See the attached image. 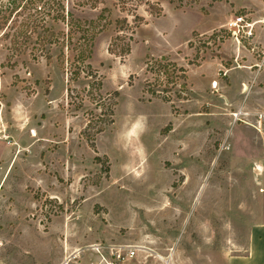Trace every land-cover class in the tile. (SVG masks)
Masks as SVG:
<instances>
[{
  "label": "rangeland",
  "instance_id": "rangeland-1",
  "mask_svg": "<svg viewBox=\"0 0 264 264\" xmlns=\"http://www.w3.org/2000/svg\"><path fill=\"white\" fill-rule=\"evenodd\" d=\"M156 1L162 15L138 9L146 22L123 58L108 53L113 25L77 63L48 39L15 54L0 31V264H99L92 245H140L143 255L173 252L175 264H223L244 253L254 220L262 223V144L232 114L247 103L264 109V78L247 97L250 85L232 89L216 65L224 42L238 39L250 51L260 0L183 8ZM18 2L29 5L0 0V8ZM74 14L92 20L97 11ZM162 57L186 70L185 91L181 81L146 71ZM261 240L248 264H264Z\"/></svg>",
  "mask_w": 264,
  "mask_h": 264
},
{
  "label": "trees",
  "instance_id": "trees-1",
  "mask_svg": "<svg viewBox=\"0 0 264 264\" xmlns=\"http://www.w3.org/2000/svg\"><path fill=\"white\" fill-rule=\"evenodd\" d=\"M27 1L29 5L18 2L11 9L2 10L0 8L1 38L8 41L10 49L15 54L24 53L26 44L31 40L43 44L48 39L54 46L65 47L72 53L71 63L85 62L91 54L96 35L111 25L114 28V35L109 42L108 53L114 57L127 56L131 50L130 44L135 30L146 22L139 15L138 9L144 7L145 12L152 17L162 15V7L156 0H68L70 9L66 7V0ZM163 1L174 5L175 8H183L195 5L201 0ZM81 10H96L97 15L92 20L75 16L74 12ZM48 21L52 25L63 24L65 31L54 32L47 25ZM45 59L47 61L49 57L45 55ZM57 59L60 63L64 62L62 50ZM146 66L147 72L154 71L158 75V81L161 79L181 81L182 89L186 90V70L184 68L175 63H169L164 57L153 59ZM146 92L151 96L158 95L150 88L146 89ZM178 98L181 96L179 95ZM163 100L170 101L167 98Z\"/></svg>",
  "mask_w": 264,
  "mask_h": 264
},
{
  "label": "crops",
  "instance_id": "crops-1",
  "mask_svg": "<svg viewBox=\"0 0 264 264\" xmlns=\"http://www.w3.org/2000/svg\"><path fill=\"white\" fill-rule=\"evenodd\" d=\"M257 19L258 26L257 29H255L254 33L251 34V37L247 40V45L252 47L249 50L246 49V47L240 45L241 42L238 41V39H235L232 41V44L230 46V42H224L221 44V48L219 49L218 53L220 56V59H217L216 57V65L217 67L221 66L225 71L226 75L228 76V80L230 79L229 83L232 89L239 90L240 86L242 88L250 85V90L247 92V97L252 96L254 93H256V89H254V84H259L260 80L264 78V66L260 68L261 62H262V53L264 52V0H260V13L255 18ZM257 50L259 52V55L254 57L252 55V52L254 50ZM224 60H232L230 64H228V68H224L222 66V61ZM258 67V70H255L254 72H250L251 68ZM250 68V69H249ZM249 70V72L245 70ZM225 75V76H226ZM235 82L236 84H233L232 82ZM250 83V84H249ZM235 86V87H234ZM254 89V90H252ZM243 89H241V94H243ZM248 108H242L243 111L252 114L258 109L250 110V103L246 104ZM252 120V118H249ZM258 194H260V189L258 190ZM261 196L263 197L264 202V191H262ZM258 204H257V215H260V210H258ZM260 209V208H259ZM255 229L256 231L254 232ZM264 219L262 223L258 222V224L254 222L248 229L247 233V241H246V247L243 254L238 255H232L226 257L223 262V264H248L247 262L250 260H253L255 258L254 252L259 255V248L258 245L261 243V239H264ZM263 242V241H262ZM262 244V243H261ZM264 252V251H262ZM143 255V254H142ZM170 262L169 264H175V255L173 252H170ZM261 256V254H260ZM154 260L153 255L150 253L138 256V258L132 263V264H142V262L147 263ZM179 262H177L178 264ZM131 264V263H130Z\"/></svg>",
  "mask_w": 264,
  "mask_h": 264
},
{
  "label": "built area",
  "instance_id": "built-area-1",
  "mask_svg": "<svg viewBox=\"0 0 264 264\" xmlns=\"http://www.w3.org/2000/svg\"><path fill=\"white\" fill-rule=\"evenodd\" d=\"M242 22L243 19L239 17L231 23L232 28H234V33L239 32V29L242 27ZM247 35L249 36L250 32H248ZM262 57L260 68L264 66V52L262 53ZM244 90H246V87ZM232 118L235 123L241 121L243 124L250 126L257 133L264 154V109L256 110L254 113L250 114L240 108L236 113L232 114ZM241 118H252V122L242 121ZM255 169L260 170V166H256ZM90 248L99 256V264H132L138 258L139 254H143L147 250L140 245H92ZM104 252L106 254H104ZM149 253L153 255L154 258L151 264H169L170 262V253L165 256L154 253L153 251H149ZM68 262L69 261H65L63 264H68Z\"/></svg>",
  "mask_w": 264,
  "mask_h": 264
}]
</instances>
